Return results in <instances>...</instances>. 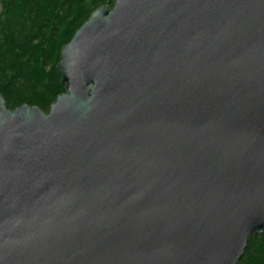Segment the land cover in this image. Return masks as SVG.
<instances>
[{"label":"water","instance_id":"water-1","mask_svg":"<svg viewBox=\"0 0 264 264\" xmlns=\"http://www.w3.org/2000/svg\"><path fill=\"white\" fill-rule=\"evenodd\" d=\"M44 114L0 96V264H237L264 232V0H116Z\"/></svg>","mask_w":264,"mask_h":264},{"label":"trees","instance_id":"trees-1","mask_svg":"<svg viewBox=\"0 0 264 264\" xmlns=\"http://www.w3.org/2000/svg\"><path fill=\"white\" fill-rule=\"evenodd\" d=\"M116 0H0V96L14 111L49 107L64 93L62 49L97 9ZM237 264H264V232L249 238Z\"/></svg>","mask_w":264,"mask_h":264}]
</instances>
